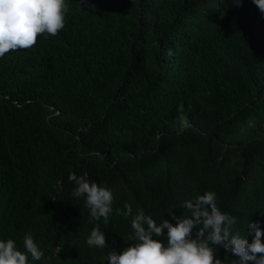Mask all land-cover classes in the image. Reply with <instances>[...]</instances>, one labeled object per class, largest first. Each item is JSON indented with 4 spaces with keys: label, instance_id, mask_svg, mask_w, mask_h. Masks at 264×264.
<instances>
[{
    "label": "trees",
    "instance_id": "trees-1",
    "mask_svg": "<svg viewBox=\"0 0 264 264\" xmlns=\"http://www.w3.org/2000/svg\"><path fill=\"white\" fill-rule=\"evenodd\" d=\"M65 2L56 36L0 57V239L24 251L31 232L44 257L29 264H108L132 234L116 208L175 223L213 191L251 243L248 222L264 229V13L252 0ZM70 173L113 190L108 247L87 245L96 222Z\"/></svg>",
    "mask_w": 264,
    "mask_h": 264
},
{
    "label": "clouds",
    "instance_id": "clouds-1",
    "mask_svg": "<svg viewBox=\"0 0 264 264\" xmlns=\"http://www.w3.org/2000/svg\"><path fill=\"white\" fill-rule=\"evenodd\" d=\"M252 2L264 13V0ZM233 3L242 6V0ZM68 11L65 0H0V57L9 51L33 47L41 35L56 36L65 27ZM168 54H172L171 50ZM68 181L75 185L72 195L84 198L90 219L96 222L86 239L87 245L108 247L98 222L108 224L113 213V190L90 182L86 174L70 173ZM182 208L187 215H173L175 223L167 219L158 223L143 209L133 214L132 205L127 202L123 209L116 208V215L131 218L132 234L123 251L108 252V264H225L216 257L215 250L221 247L240 258L233 264H264V229L259 222L247 224L250 243L239 231L233 232L237 219L221 211L215 192L186 200ZM22 244L24 251L18 250L16 240L0 239V264H29V255L33 261L44 257L31 232L24 235Z\"/></svg>",
    "mask_w": 264,
    "mask_h": 264
}]
</instances>
